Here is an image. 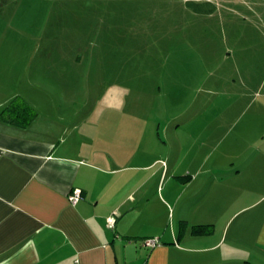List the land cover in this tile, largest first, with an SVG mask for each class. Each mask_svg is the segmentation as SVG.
<instances>
[{"label": "rangeland", "instance_id": "374dc122", "mask_svg": "<svg viewBox=\"0 0 264 264\" xmlns=\"http://www.w3.org/2000/svg\"><path fill=\"white\" fill-rule=\"evenodd\" d=\"M37 88L80 104L81 136L158 137L181 201L219 172L264 191V0H0V104Z\"/></svg>", "mask_w": 264, "mask_h": 264}, {"label": "crops", "instance_id": "0c3cea01", "mask_svg": "<svg viewBox=\"0 0 264 264\" xmlns=\"http://www.w3.org/2000/svg\"><path fill=\"white\" fill-rule=\"evenodd\" d=\"M17 95L32 99L38 116L25 128L0 120V264H264V191L240 197L226 181L241 171L211 174L203 197L193 189L181 201L171 181L190 178L174 165L160 175L158 137L81 136L86 115L77 119L80 104L67 95L71 103L43 88ZM257 159L264 163V150ZM255 180L264 190V176ZM75 189L82 196L71 204ZM199 225L212 233L193 236ZM147 239L159 244L146 248Z\"/></svg>", "mask_w": 264, "mask_h": 264}, {"label": "trees", "instance_id": "16d2710c", "mask_svg": "<svg viewBox=\"0 0 264 264\" xmlns=\"http://www.w3.org/2000/svg\"><path fill=\"white\" fill-rule=\"evenodd\" d=\"M37 116L38 114L36 113L35 109L22 97L16 95L9 101L3 111H1L0 120L8 124L25 128L30 123H32L37 118ZM211 233L212 228L208 225L193 226L191 228V234L193 236H203L209 235Z\"/></svg>", "mask_w": 264, "mask_h": 264}, {"label": "built area", "instance_id": "2783aa9c", "mask_svg": "<svg viewBox=\"0 0 264 264\" xmlns=\"http://www.w3.org/2000/svg\"><path fill=\"white\" fill-rule=\"evenodd\" d=\"M82 194L80 192V190H73L70 192L68 200L71 204H75L77 201L80 200ZM116 221H117V215L112 214L110 215L107 220H106V228L109 230H114L115 225H116ZM158 240H154V239H147L144 241L143 246L146 248H154L155 246H157Z\"/></svg>", "mask_w": 264, "mask_h": 264}, {"label": "clouds", "instance_id": "9594fccd", "mask_svg": "<svg viewBox=\"0 0 264 264\" xmlns=\"http://www.w3.org/2000/svg\"><path fill=\"white\" fill-rule=\"evenodd\" d=\"M73 191V190H72Z\"/></svg>", "mask_w": 264, "mask_h": 264}]
</instances>
